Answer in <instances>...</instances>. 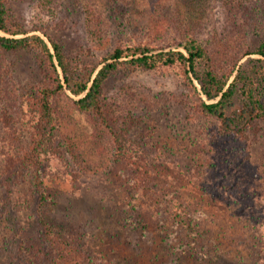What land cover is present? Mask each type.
Listing matches in <instances>:
<instances>
[{
	"label": "rangeland",
	"instance_id": "obj_1",
	"mask_svg": "<svg viewBox=\"0 0 264 264\" xmlns=\"http://www.w3.org/2000/svg\"><path fill=\"white\" fill-rule=\"evenodd\" d=\"M8 6L29 33L45 36L34 30L38 25L61 40L81 72L99 68L119 44L183 50L177 41L191 33L217 67L235 74L243 65L248 74L259 56L247 53L264 39V0H8ZM45 76L36 52L0 48V264H49V253L21 252L24 240L44 248L39 213L92 264H264V117L245 132L240 125L226 131L199 109V95L178 68L115 73L104 84L107 114L116 130L125 118L135 122L131 135L148 153L151 192L137 193L110 133L78 109L81 95L67 92L56 100L58 139L44 156L40 201L30 174L8 178L5 170L7 157L24 153L31 139L36 117L27 97ZM233 102L240 113L241 92ZM175 202L188 205L203 231L201 256L219 261L185 253L190 231L178 228Z\"/></svg>",
	"mask_w": 264,
	"mask_h": 264
},
{
	"label": "trees",
	"instance_id": "obj_2",
	"mask_svg": "<svg viewBox=\"0 0 264 264\" xmlns=\"http://www.w3.org/2000/svg\"><path fill=\"white\" fill-rule=\"evenodd\" d=\"M34 30L42 31L45 36L29 33L13 15L8 0H0V48L6 51L26 49L36 52L42 59L46 73L44 80H41L27 97V103L36 117L31 139L24 153L7 157L8 165L5 170L8 178L20 179L30 174V186L39 193L40 201L44 198L41 173L44 156L55 152L58 139L56 100L67 92L81 95L75 100L78 109L96 116L110 133L115 146V158L128 164L134 172L133 181L137 193L151 192L148 153L140 139L131 135L135 122L125 118L120 129L116 130L107 114L104 84L115 73L153 70L164 66L178 68L199 95V109L209 117L220 120L226 131L240 125L241 131L245 132L246 128H254L259 119L264 117V39L254 52L247 53L259 56L248 74L243 72V65L239 66L235 74L232 68L224 71L223 68L217 67L211 60L209 48L191 33L177 41L183 50L153 42L119 44L105 56L99 68L81 72L73 65L61 40L54 38L45 28L38 25ZM239 92L244 97V104L241 112L235 114V110H232L235 106L233 98ZM244 140L247 144L251 142L247 138ZM173 205H177L178 228L190 231L186 244L191 250H185V253L200 254L197 256L199 259H210L209 254L201 256L203 231L198 228V221L192 218L188 205L175 202L170 208H173ZM38 217L44 227L43 241L40 244L44 245V248L39 246L34 249L24 240L21 243L22 253L32 256L38 252L37 256L40 258L44 253H49V264H92L91 260L82 256L83 253L77 250L70 239L62 237L47 223L42 213H39ZM203 230L211 232L208 226ZM195 232L198 236L194 235ZM39 248L42 251L39 252ZM29 249L33 250L30 254ZM215 258V254H212L211 259Z\"/></svg>",
	"mask_w": 264,
	"mask_h": 264
}]
</instances>
